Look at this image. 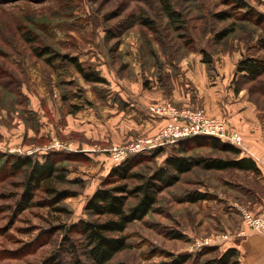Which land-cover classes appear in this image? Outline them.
Segmentation results:
<instances>
[{
	"label": "rangeland",
	"instance_id": "1",
	"mask_svg": "<svg viewBox=\"0 0 264 264\" xmlns=\"http://www.w3.org/2000/svg\"><path fill=\"white\" fill-rule=\"evenodd\" d=\"M167 1L181 13V24L168 19L161 0H0V151L31 154L40 159L42 153L49 150L67 151L78 143L100 146L91 139L93 134L100 139L112 131L116 137L115 142L107 143L106 159L102 157L99 165L91 163L87 155V160L67 163L66 178L77 180L57 183L60 189L68 188L76 193L58 205L65 206L67 212L53 211L51 197L42 189L35 190L28 208L20 209L22 174L7 165L0 168V264H44L62 236L59 225L68 226L86 218L85 200L108 173H101L102 164L118 163L114 160L113 148L119 151L130 147L137 139L152 137L166 123L165 118L154 133L135 127H132L135 135L120 132L118 128L116 131L111 117L114 108L108 104L113 102L108 98L109 93L104 97L105 87L103 95L98 97L94 92L96 83L84 81L71 63L56 60L50 67L34 55L33 47L51 46L61 54L74 56L85 68L116 70L121 79L132 85L143 83L145 68L155 72L160 60L170 55L175 61L182 60L194 49L202 56L201 50H206L211 58L229 54L236 62L245 56L264 58L261 29L255 18H244L243 10H235L226 0ZM244 1L264 14V0ZM223 12L229 16L215 17ZM144 18H153L155 31L143 24ZM224 29L231 31L216 41L215 33ZM108 33L113 36L107 37ZM26 36L35 40L28 42ZM167 65L163 63L164 68ZM257 81L236 80L233 89L239 93L237 96L244 95L241 98L247 103L264 108V88L263 93H259ZM166 103L178 110L201 109L209 117L224 120L230 132L225 117L207 113L202 107L176 106L171 101L163 104ZM70 104L76 107L73 115L82 124V131H76L68 120L66 112ZM126 107L121 110L120 122H125L127 113L131 119L137 117V107H134L135 113ZM152 107L154 105L149 107L150 111ZM120 108L118 104L117 114ZM54 128L58 135L51 136L47 129ZM127 128L131 129L129 123ZM172 144L176 142L156 146L164 145L169 149L151 160H139L132 172L146 174L162 165L165 156L174 153ZM188 152L198 156H229L209 145L190 147ZM222 180L233 185L252 183L245 172L236 169L206 171L195 167L180 175L173 185L158 194L153 210L126 227L124 234L129 246L117 253L111 263L161 264L170 254H195L212 245L218 247L217 251L223 249L228 241L224 230L237 226L242 215L235 193ZM135 183L137 179L130 181V185ZM196 187L209 197L196 202L183 200L186 193ZM129 201V204L134 203V195ZM174 231L182 237L173 238ZM211 255L200 256V259Z\"/></svg>",
	"mask_w": 264,
	"mask_h": 264
},
{
	"label": "trees",
	"instance_id": "2",
	"mask_svg": "<svg viewBox=\"0 0 264 264\" xmlns=\"http://www.w3.org/2000/svg\"><path fill=\"white\" fill-rule=\"evenodd\" d=\"M235 10H243L241 15L246 17H254L256 24L261 29L260 46H264V14L256 12L244 0H226ZM165 9L166 16L171 22L182 23L181 13L174 10L167 0H161ZM229 16L227 13H217V19H225ZM143 24L149 28L156 30L153 18L142 19ZM231 30H220L215 33L216 41L225 37ZM108 33L107 37H112ZM28 42L35 39L26 36ZM108 39V38H107ZM189 49L191 47H188ZM193 48V47H192ZM202 51V61L210 62L211 55L206 50ZM34 55L52 67L56 60L71 63L76 71L86 82L103 83L105 78L99 75L97 70L85 68L74 57L67 54H61L50 47H33ZM168 63L167 69L163 67L164 62ZM156 64L155 74L158 81L168 88V80L170 73H175L177 63L174 56L170 55L165 60ZM145 67V66H144ZM148 71L149 69L145 68ZM171 71V72H170ZM235 73L238 74L237 81L258 80V92L263 93L264 88V58L245 56L239 59L235 64ZM146 77V76H144ZM69 85V82H65ZM148 79L144 78V84L147 85ZM239 86V84H238ZM238 86L235 90H238ZM256 88V89H257ZM64 89H62L63 93ZM17 93V92H16ZM264 94V93H263ZM69 112H74L76 107L69 105ZM202 145H209L212 149L217 150L229 156H198L189 153L188 148H198ZM174 153L165 156L163 164L152 168L146 174H137L132 172V167L139 163V160L158 156L169 149L164 145L152 149L151 153L145 152L128 153L124 160L114 164L103 177L98 187L86 199L83 211L86 218H81L77 222H73L68 226L59 225L62 230V236L59 238L57 247L53 250L44 264H112L114 256L129 246L124 231L126 227L135 220L142 219L147 213L153 210V206L157 201L158 194L166 187L173 185L180 175L190 172L195 167L203 170L221 171L226 169H236L245 173L256 174L258 169L255 162L250 157L240 156V148L216 137L207 135H193L178 140L176 144H172ZM87 156L79 151L66 150H49L42 153L40 159L31 154H14L0 151V168L5 165L9 169L21 172L22 174V191L20 193V209H26L31 205L32 196L37 189H42L51 197L53 211L67 212V208L61 205L62 201L76 193L68 188L60 189L58 182H76V179H67V163L69 161L87 160ZM132 179H137V183L130 185ZM223 184L228 186L235 193L237 200L253 199L252 190L248 189V185H243L228 180H222ZM202 191V190H201ZM197 187L190 193H186L183 200L196 202L205 200L209 196ZM134 193V194H132ZM131 195H134V203L129 204ZM235 226L234 228H237ZM233 229V228H232ZM173 238H181V234L173 232ZM218 247L209 246L203 248L201 252L195 254L181 253L170 254L168 260L161 264H241L239 251L233 246L218 250ZM217 253L211 255L210 253ZM211 255L203 260L200 256Z\"/></svg>",
	"mask_w": 264,
	"mask_h": 264
},
{
	"label": "crops",
	"instance_id": "3",
	"mask_svg": "<svg viewBox=\"0 0 264 264\" xmlns=\"http://www.w3.org/2000/svg\"><path fill=\"white\" fill-rule=\"evenodd\" d=\"M137 58L139 57L137 56ZM235 63L236 60L229 54L221 57L213 56L210 62H204L199 50L194 49L178 61L175 73L170 71L168 88L158 81L155 72L151 69L144 70V76L148 79L147 85L144 84V80L143 83L141 82L142 84L132 85L130 81L124 78L121 79L116 70L98 68L97 71L105 78L107 84L96 83L95 87L97 89L94 92L98 97H101L105 87L104 97L109 93L108 98L109 100L111 98L113 102L108 104L114 108L111 116L114 128L116 131L117 128L120 132L124 131L125 134L129 132V134L135 135L132 127L140 130L145 129L144 131L149 133L157 131L165 122V117L153 114L149 107L163 104L165 101H171L176 106L202 107L207 113L225 117L228 122V130L236 132L241 137V143L237 146L240 148V156L250 157L258 169L256 174L246 173L248 179L252 182L251 185H248V189L254 193L252 195L253 199L237 200L238 204L250 208L253 212L264 214V108L254 107L251 103H247L244 98H241L244 95L237 96L239 93L237 94L233 89V81L235 82L238 76L235 73ZM166 70L168 71L167 68ZM95 97L97 98V96ZM118 104L122 108H120L119 115L117 114L118 109H116ZM123 106L132 109L133 113L136 110L134 107H137L138 113L135 114L138 119L137 122L133 121L136 118H130L129 113L126 114L128 118H125V122L119 121L120 118H123V112L121 111ZM66 113L74 129L82 131V124L78 123L73 115L74 112ZM127 122L130 124V130L127 128ZM46 123H48V120H46ZM142 125H146V128ZM47 131L51 136L53 133L58 135L55 128L54 130L47 129ZM106 135V138L100 136V139L94 134L91 137L100 146L88 143L85 146L84 143H78L67 148V151H79L87 155L91 163L94 161V164L99 165L102 157L106 159L107 143L115 142L114 139L116 138L113 137L112 131H109ZM79 145L81 147H77ZM113 165L110 162L106 165L104 162L102 164L104 169L101 170V173H106ZM232 204L236 205L234 202ZM224 231L223 235L228 238V241L223 249L229 246L238 249L241 264H264V231H254L242 221L238 222L237 228H227Z\"/></svg>",
	"mask_w": 264,
	"mask_h": 264
},
{
	"label": "built area",
	"instance_id": "4",
	"mask_svg": "<svg viewBox=\"0 0 264 264\" xmlns=\"http://www.w3.org/2000/svg\"><path fill=\"white\" fill-rule=\"evenodd\" d=\"M166 104H157L151 108L155 115L166 118L164 126L152 137L137 139L133 146L124 147L119 151L113 148L114 160L119 163L128 153L149 152L163 142H177L198 134L216 137L235 146L240 145V135L236 132H228L224 120L209 117L201 109L178 110ZM240 212L242 222L248 228L258 232L264 231V214H254L245 206H240Z\"/></svg>",
	"mask_w": 264,
	"mask_h": 264
}]
</instances>
